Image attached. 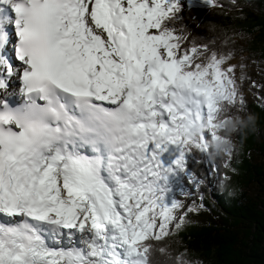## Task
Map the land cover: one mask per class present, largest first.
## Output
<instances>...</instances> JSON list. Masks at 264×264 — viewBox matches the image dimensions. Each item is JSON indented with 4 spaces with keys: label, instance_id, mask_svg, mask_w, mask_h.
<instances>
[{
    "label": "snow or ice",
    "instance_id": "obj_1",
    "mask_svg": "<svg viewBox=\"0 0 264 264\" xmlns=\"http://www.w3.org/2000/svg\"><path fill=\"white\" fill-rule=\"evenodd\" d=\"M181 10L0 0V89L22 73L25 98L0 97V264H153L151 241L184 225L173 183L209 138L231 156L221 130L243 99L233 53L185 47Z\"/></svg>",
    "mask_w": 264,
    "mask_h": 264
},
{
    "label": "trees",
    "instance_id": "obj_2",
    "mask_svg": "<svg viewBox=\"0 0 264 264\" xmlns=\"http://www.w3.org/2000/svg\"><path fill=\"white\" fill-rule=\"evenodd\" d=\"M173 26L183 29L185 47L206 45L234 56L237 48L231 42L244 36L249 41L240 53L264 59V0H210L189 8ZM227 115L240 120L226 129L234 128L226 137L236 154L229 157L218 149L206 170L205 158L192 150L191 179L184 176L173 197L185 206L186 198L178 193L185 186L195 196L189 207L194 211H184L185 223L172 235L151 241L153 264H173L177 253L191 264H264V101L236 105ZM160 247L167 251L161 253Z\"/></svg>",
    "mask_w": 264,
    "mask_h": 264
},
{
    "label": "rangeland",
    "instance_id": "obj_3",
    "mask_svg": "<svg viewBox=\"0 0 264 264\" xmlns=\"http://www.w3.org/2000/svg\"><path fill=\"white\" fill-rule=\"evenodd\" d=\"M209 2L210 0H181L182 10L178 15L181 17L189 8L200 7L205 4H208ZM173 27L177 29L176 26H173ZM177 32L179 34L178 30ZM248 41L249 39L244 36L235 37L233 39L231 44L235 45L237 49L235 50V55L229 61L230 64H234L237 66L235 75L237 77V81L239 85V95L243 99V105H248V104L258 102L261 99L262 101H264V59L261 58L259 54L257 53H253V54L240 53L241 52L240 49L244 48L247 45ZM217 53L220 54L221 51H217ZM241 65H243V68H241ZM242 76L244 77L243 80L240 79ZM13 79L15 80L16 77L14 76ZM253 81L258 87L252 86ZM237 106H240V104H237ZM240 108L241 109L239 110L242 111L243 107H240ZM236 124L238 123L230 124L228 127H234V125ZM233 130L234 128H232V131L222 130L221 135L227 136L231 132H233ZM205 131H207V129ZM208 145H209V149L205 153H202L196 149H193L195 155L198 158L200 157L205 158L204 167L206 170H207V166L213 163V160L217 156V151H218L216 142L213 139L209 138ZM231 146H232L231 156H234L236 154L235 145L231 143ZM261 161L263 162L262 159ZM196 165L198 166L197 162H196ZM184 176L186 175H182L179 181L173 183V192L171 193L172 196L178 197L176 193L174 192V190H175V187L176 189H179L180 185H182ZM192 183L195 184V181L192 180ZM198 187L199 186L197 185V188ZM178 193L186 198V201H185L186 205L176 211L177 217L181 216L187 208L192 207L194 203V198H195L194 194L190 193L185 186L182 189V191L178 190ZM195 193H196V196H200L198 189L196 190ZM67 244H68V241H67Z\"/></svg>",
    "mask_w": 264,
    "mask_h": 264
},
{
    "label": "bare ground",
    "instance_id": "obj_4",
    "mask_svg": "<svg viewBox=\"0 0 264 264\" xmlns=\"http://www.w3.org/2000/svg\"><path fill=\"white\" fill-rule=\"evenodd\" d=\"M12 47V44L10 43L7 47V52L6 55L9 57V59L11 60V62L16 65L17 67H22L19 66V63H15L12 61V54L10 53V49ZM18 76V74H17ZM20 84L17 82V79H13V77L9 78V88L7 90V92H5V90L0 89V97H7V98H11L13 96H17L19 94V89H20ZM64 245L67 246V241H64Z\"/></svg>",
    "mask_w": 264,
    "mask_h": 264
}]
</instances>
